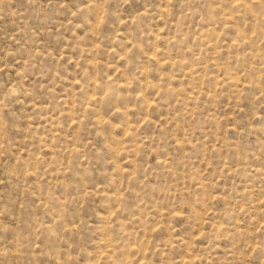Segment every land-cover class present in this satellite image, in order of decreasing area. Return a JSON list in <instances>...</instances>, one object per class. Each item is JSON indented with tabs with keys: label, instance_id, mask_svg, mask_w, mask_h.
<instances>
[{
	"label": "rangeland",
	"instance_id": "1",
	"mask_svg": "<svg viewBox=\"0 0 264 264\" xmlns=\"http://www.w3.org/2000/svg\"><path fill=\"white\" fill-rule=\"evenodd\" d=\"M0 264H264V0H0Z\"/></svg>",
	"mask_w": 264,
	"mask_h": 264
}]
</instances>
